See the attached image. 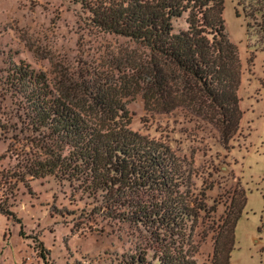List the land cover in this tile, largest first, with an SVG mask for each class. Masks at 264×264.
<instances>
[{"label": "rangeland", "instance_id": "1", "mask_svg": "<svg viewBox=\"0 0 264 264\" xmlns=\"http://www.w3.org/2000/svg\"><path fill=\"white\" fill-rule=\"evenodd\" d=\"M224 2L226 29L242 62L243 112L236 133L222 142L216 116L207 108L163 111L166 104L154 97L157 87L150 78L153 56L129 38L93 26L79 0H0V170L40 153L19 132V96L7 83V69L22 62L46 74L59 92L68 91L78 109L95 114L93 97L106 94L128 111L133 131L167 141L194 183L186 199L208 208L194 229L171 233L124 219L126 203L103 205L76 183L55 176L32 179L11 200L26 236H20V224L0 213V264H44L38 241L50 249L52 264H133L137 252L152 256L162 250L213 264L222 219L241 188L247 203L231 264H264V47L248 27L240 0Z\"/></svg>", "mask_w": 264, "mask_h": 264}, {"label": "trees", "instance_id": "2", "mask_svg": "<svg viewBox=\"0 0 264 264\" xmlns=\"http://www.w3.org/2000/svg\"><path fill=\"white\" fill-rule=\"evenodd\" d=\"M79 1L93 26L127 37L153 56L150 78L157 87L154 97L166 104L163 111L207 108L216 116L222 142L236 133L243 112L239 96L243 68L238 46L226 29L224 0ZM240 3L248 27L264 47V0ZM7 83L19 96V132L27 134L40 152L12 170H0V213L20 224V236L26 233L13 209L15 189L21 183L30 188L32 179L47 176L76 183L103 205L126 203L128 213H120L121 217L157 230L194 229L208 211L206 203L186 199L194 183L190 184V174H185L173 147L133 131L128 111L106 94L97 93L93 97L97 112L87 113L73 104L68 91L59 92L46 74L22 62L7 69ZM246 203V190H235L215 241L213 264H231L236 227ZM36 251L44 264H52L44 242L38 241ZM130 259L133 264H197L180 251H154L152 256L137 252Z\"/></svg>", "mask_w": 264, "mask_h": 264}]
</instances>
